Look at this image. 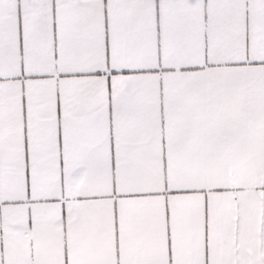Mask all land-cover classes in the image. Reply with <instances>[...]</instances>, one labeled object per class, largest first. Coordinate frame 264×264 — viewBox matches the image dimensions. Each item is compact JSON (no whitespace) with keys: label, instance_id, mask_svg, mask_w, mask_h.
I'll use <instances>...</instances> for the list:
<instances>
[{"label":"snow or ice","instance_id":"1","mask_svg":"<svg viewBox=\"0 0 264 264\" xmlns=\"http://www.w3.org/2000/svg\"><path fill=\"white\" fill-rule=\"evenodd\" d=\"M0 264H264V0H0Z\"/></svg>","mask_w":264,"mask_h":264}]
</instances>
